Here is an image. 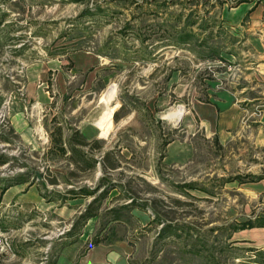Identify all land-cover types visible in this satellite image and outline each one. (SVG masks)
Segmentation results:
<instances>
[{
  "label": "rangeland",
  "instance_id": "rangeland-1",
  "mask_svg": "<svg viewBox=\"0 0 264 264\" xmlns=\"http://www.w3.org/2000/svg\"><path fill=\"white\" fill-rule=\"evenodd\" d=\"M219 8L0 0V154L11 158L0 179L28 180L0 191V264H110L109 246L121 264H264V227L240 230L264 218V185L246 178L264 176L257 47L222 25ZM209 86L239 100L236 139L181 119ZM74 130L97 141L82 149L93 168L53 148Z\"/></svg>",
  "mask_w": 264,
  "mask_h": 264
},
{
  "label": "crops",
  "instance_id": "crops-1",
  "mask_svg": "<svg viewBox=\"0 0 264 264\" xmlns=\"http://www.w3.org/2000/svg\"><path fill=\"white\" fill-rule=\"evenodd\" d=\"M218 1L220 2L218 17L222 25H225L226 29H230L234 33H243L247 36L246 39L257 47V60L252 68V75L260 86L259 99L262 102V106L257 111L255 123L258 125V129L255 132V139L260 147L264 148V0ZM209 87L206 89V97L204 99L195 98L190 102L187 111L183 108L185 113L181 119L185 115L192 116L193 125L208 138L218 139L222 142L236 139L241 133L242 121L245 120L244 111L240 109L239 100L231 91L226 89L215 90L211 86ZM15 124L18 126L17 131L19 133L25 131L24 125L19 118L16 119ZM245 127L250 128L246 124ZM260 177L263 179L251 182L264 185V176ZM245 182L242 180L238 183L243 184ZM252 229L255 228L246 230ZM121 255L113 247L109 246L104 260L110 264H118L122 260Z\"/></svg>",
  "mask_w": 264,
  "mask_h": 264
},
{
  "label": "trees",
  "instance_id": "trees-1",
  "mask_svg": "<svg viewBox=\"0 0 264 264\" xmlns=\"http://www.w3.org/2000/svg\"><path fill=\"white\" fill-rule=\"evenodd\" d=\"M73 2H78V0H71ZM183 40L182 42H188L190 38H188V34H185L181 36L180 38ZM218 56V54H217ZM220 57V61H224L223 58ZM207 58L206 55L202 56V59ZM116 113L114 114V119H116ZM57 134L56 137L52 139V146L55 148L56 152L58 155L61 157H64L65 160H68L69 162L72 163L75 167L79 166V163H83L84 166L89 165L88 168H93L94 167V160L93 159H88L84 151L82 150L83 148L89 147L91 145H96L97 141L95 142H88V140L80 134L78 130H74L71 134V136L65 140L64 142L62 141V137ZM80 147V148H77ZM54 150V149H53ZM53 150L50 149V153L52 154ZM11 161V158L7 157L4 154H0V166L6 165ZM249 178L250 181H259L263 178H258V177H246ZM241 179V178H239ZM235 181L238 180V178L234 179ZM27 177L24 174L21 175H15L13 177H9L6 179H0V191L1 193H4L7 191L9 188L21 185L24 183H27ZM51 185H55L56 181L52 180L50 182ZM68 193H73L72 191H68ZM54 201V200H53ZM91 213V212H90ZM92 214H86L81 217L83 222L85 223L87 220L92 218ZM264 227V218H258L255 220H247L241 223L240 225V230H245V229H251V228H262Z\"/></svg>",
  "mask_w": 264,
  "mask_h": 264
},
{
  "label": "bare ground",
  "instance_id": "bare-ground-1",
  "mask_svg": "<svg viewBox=\"0 0 264 264\" xmlns=\"http://www.w3.org/2000/svg\"><path fill=\"white\" fill-rule=\"evenodd\" d=\"M107 107V106H106ZM116 110V108H112V107H109V109L107 110V113L105 114V116H108L110 115L111 113H113L114 111ZM178 110V109H177ZM181 110H178V111H174L172 112V114L170 113L168 116L170 117H175L177 119H179L181 117V113H180ZM104 118V117H103ZM97 124V123H96Z\"/></svg>",
  "mask_w": 264,
  "mask_h": 264
}]
</instances>
